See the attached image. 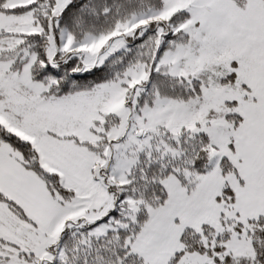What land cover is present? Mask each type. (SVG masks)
I'll list each match as a JSON object with an SVG mask.
<instances>
[{"label":"snow or ice","instance_id":"obj_1","mask_svg":"<svg viewBox=\"0 0 264 264\" xmlns=\"http://www.w3.org/2000/svg\"><path fill=\"white\" fill-rule=\"evenodd\" d=\"M0 264H264V0H0Z\"/></svg>","mask_w":264,"mask_h":264}]
</instances>
